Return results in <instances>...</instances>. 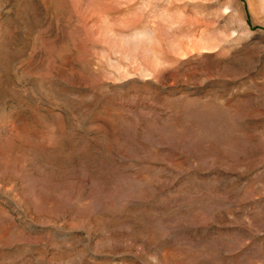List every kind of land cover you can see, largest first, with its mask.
Listing matches in <instances>:
<instances>
[{
  "label": "rangeland",
  "instance_id": "rangeland-1",
  "mask_svg": "<svg viewBox=\"0 0 264 264\" xmlns=\"http://www.w3.org/2000/svg\"><path fill=\"white\" fill-rule=\"evenodd\" d=\"M0 264H264V0H0Z\"/></svg>",
  "mask_w": 264,
  "mask_h": 264
}]
</instances>
